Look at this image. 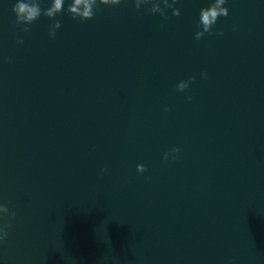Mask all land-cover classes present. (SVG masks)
Here are the masks:
<instances>
[{"label": "water", "instance_id": "1", "mask_svg": "<svg viewBox=\"0 0 264 264\" xmlns=\"http://www.w3.org/2000/svg\"><path fill=\"white\" fill-rule=\"evenodd\" d=\"M14 2L0 0V203L15 213L0 264H264V2L228 0L200 39L207 0L167 19L126 0L83 22L62 10L27 32Z\"/></svg>", "mask_w": 264, "mask_h": 264}, {"label": "clouds", "instance_id": "2", "mask_svg": "<svg viewBox=\"0 0 264 264\" xmlns=\"http://www.w3.org/2000/svg\"><path fill=\"white\" fill-rule=\"evenodd\" d=\"M125 2V0H48L47 7H41V0H15L12 4L11 11L15 17L14 24L22 31H28V25L36 21L41 16L52 20L58 16L63 10L70 18L76 21L91 20L95 14V11L100 7L115 8ZM126 2L133 4L137 9L144 6L150 7V9L158 13L165 19L168 18L167 9H171L173 16L180 14V9L175 5L178 0H126ZM264 2V0H262ZM228 0H207L205 6L200 7L197 20L198 30L194 33L196 39H200L207 33L212 35L213 26L216 24L218 17H226L229 9L226 6ZM61 27L59 20H54L48 25V36L53 38L57 29ZM216 35H222L217 32ZM22 43V41H17ZM10 62V60L6 61ZM205 73H201V77L204 78ZM195 79L193 76H189L187 79L179 80L176 83V89L183 92L189 87V84ZM191 99V97H186ZM167 111V108L164 109ZM180 149L178 147H172L169 151H165L162 159L164 160H176ZM136 170L142 172L145 170V166L142 163L136 164ZM7 216L9 220L15 217L14 212H9L8 208L0 203V219ZM7 225L0 224V241H3L6 237Z\"/></svg>", "mask_w": 264, "mask_h": 264}]
</instances>
